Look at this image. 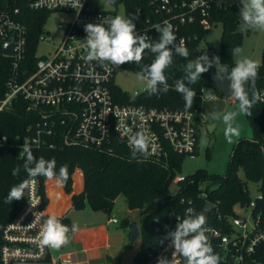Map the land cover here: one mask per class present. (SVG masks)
Here are the masks:
<instances>
[{
	"label": "built area",
	"instance_id": "obj_1",
	"mask_svg": "<svg viewBox=\"0 0 264 264\" xmlns=\"http://www.w3.org/2000/svg\"><path fill=\"white\" fill-rule=\"evenodd\" d=\"M20 1L31 10L48 12L49 15L59 12L64 17L57 23L61 39L52 55H37L40 42L51 40L45 30L49 16L38 37L36 51L29 54L28 29L20 18L21 6L18 1L0 0V56L11 57L5 95L0 99V112L10 108L14 100L23 98L34 108H39L42 115L40 121L30 125L27 133L22 138L19 137V155L25 140L31 145L33 153L41 148H54L60 140L68 145L108 146L110 149L118 141L132 152L125 128L144 131L150 138L148 154H137L139 156L162 160L168 158L171 151L192 158L197 155L204 122L201 110L148 107L133 102L143 91L130 93V101L123 102L115 92V87L119 86L115 75L118 69L126 68L111 64L102 66L98 61L85 63L82 59L87 52L84 43L87 35L85 25L102 23L104 17L114 18L117 15L131 18L123 6L103 7V2L108 0ZM212 1L150 0L156 16L153 20L143 16L135 18L133 23L136 25V32L153 41L156 34L154 26H163L165 22L172 25L174 32L198 20L204 28H209L211 24L207 16L210 14ZM120 7L123 8L122 12L119 11ZM181 39L186 44L192 39V35L183 34L178 41ZM12 40L13 54H6V44ZM145 54L149 56L151 52L146 50L143 57H146ZM202 98H206L203 93ZM6 140V136L0 137V144H4ZM185 177L177 175L173 181L177 184ZM200 184L201 189L206 188L205 182ZM257 185L260 186V183ZM206 194L205 191L202 192L203 196ZM24 196L20 210L3 228L0 264L35 260L44 261L45 264H77L70 256L51 258L49 247L40 244L41 229L49 217L44 204L41 179L36 177L31 180ZM261 197L260 190L256 199L249 201L251 213L248 217L235 211L237 205L245 206L248 203H236L233 212L226 215L215 202H211L212 208L207 213L205 207L210 201L204 203L202 213L206 216V235L214 253L220 257V264H264V214L256 210L257 200ZM188 203V207L194 208L192 199ZM183 216L180 212L171 211L161 227L163 235L175 230L178 222L176 217ZM113 221L117 222L118 218H113ZM161 240L157 251L149 253L146 264H157L158 258L162 256L171 260L172 264H185L184 258L170 246V241L164 240L161 244Z\"/></svg>",
	"mask_w": 264,
	"mask_h": 264
},
{
	"label": "trees",
	"instance_id": "obj_2",
	"mask_svg": "<svg viewBox=\"0 0 264 264\" xmlns=\"http://www.w3.org/2000/svg\"><path fill=\"white\" fill-rule=\"evenodd\" d=\"M13 1H18L21 6L20 18L26 23L28 29V53L33 54L49 13L26 8L23 1ZM108 2L114 6H123L130 17L138 19L143 16L153 20L156 16L153 13L150 0H108ZM241 6L240 1L232 4L224 1L219 2V0L212 1L210 14L207 18L211 25L216 21H221L225 29L221 37L222 47L219 51L209 44L205 47L201 46L210 27L204 28L199 20L174 32L177 42H179V36L183 34L192 35V39L186 43L190 53L188 59H195L202 54H207L210 59L218 56L220 63L227 65L229 70L235 66L232 49L240 43L244 35L240 27L242 23L239 14ZM158 39L159 33L156 31L153 41ZM154 59L155 54L151 53L149 56L143 57L139 65L127 63L122 66L137 73L142 66L151 64ZM186 63L187 60L174 54L172 65L165 71L170 86L169 91L161 92L158 95H149L147 91H143L133 99V102L148 107L186 110L182 95L174 90L175 81L184 75L183 66ZM258 66L255 83L256 89L262 95L264 92V53L263 60ZM10 68L11 57L0 56V99L5 95ZM215 73L216 69L213 67L203 73L196 84L189 85L196 92L191 109L201 110L202 93L205 89L224 96L212 81V75ZM249 87L246 85V88ZM115 92L121 101H130V92L124 91L119 86L115 87ZM236 102L238 103L237 100ZM40 111L27 100L18 98L14 100L10 108L0 112V137H7L5 143L0 144V242L4 226L20 210L25 197L12 202L5 201L10 188L28 178L22 167L24 161L19 157L17 147L20 142L19 137L22 138L27 133V128L30 125H35L42 119ZM251 112L252 115L247 117L254 129V136L251 138L241 137L234 144L228 172L226 174H210L206 170H198L194 174L186 175L184 180L178 181V191L175 194L171 192V183L178 175L177 172L182 167V160L185 156L172 151L168 158L162 160L139 155L133 159L132 152L118 141L114 142L110 149L108 146L68 145L60 140L54 148H41L36 150L33 155L37 158H54L57 174L62 165H67L68 179L62 184L66 193H72L75 170L77 168L83 170L84 189L78 194H72L75 208H83L88 203L94 210H104L110 213L114 207L115 199L119 195H124L128 199L131 211L153 204L155 208L146 214L140 224L142 243L134 257L135 264H146L149 260V253L157 251L159 240L165 236L161 227L169 218L168 214L173 210L184 214L189 205V199H192V205L199 213L203 212L204 203L208 200L218 203L223 214H230L236 203L246 204L250 201L247 184L251 181L260 183L262 197L257 200L256 210L264 214V150H262L264 148V102L256 103ZM17 166H21L20 174L13 176L12 170ZM241 170L245 179L239 174ZM38 178L41 179L47 212L48 197L45 191L47 179L43 176H38ZM200 182L206 183L205 189L200 188ZM203 191L207 193L206 196L202 195ZM54 194L58 198H66L59 191ZM57 217L61 223L71 228L72 224L67 215ZM123 222L127 226L130 221L128 218H124Z\"/></svg>",
	"mask_w": 264,
	"mask_h": 264
},
{
	"label": "clouds",
	"instance_id": "obj_3",
	"mask_svg": "<svg viewBox=\"0 0 264 264\" xmlns=\"http://www.w3.org/2000/svg\"><path fill=\"white\" fill-rule=\"evenodd\" d=\"M241 5L239 13L242 21L241 29L264 31V0H241ZM135 18L117 15L114 18L104 17L102 23L85 25L84 31L87 35L84 43L87 52L82 57L85 63L98 61L102 66L111 64L117 67L127 63L139 65L146 50L150 51L155 54V59L151 64L142 66L136 76L145 83V91L149 95H158L169 91L170 86L165 71L172 65L174 54L178 55L187 60V63L183 66V77L175 81L174 90L182 95L186 110L192 108L196 96L195 90L189 85L196 84L203 73L215 67L217 79L223 82L227 78L230 81L231 96L238 101L236 110L226 112L222 116L227 143L238 142L241 127L236 124V117L238 115L250 117L253 106L258 102H264V95L256 89L255 83L258 64L244 57L237 60L235 66L229 70L227 65L220 63L218 56L210 59L207 54H202L195 59H188L189 50L183 39L177 42L171 24L165 22L163 26L155 25L154 29L159 33V39L151 41L146 35L137 34L136 25L133 23ZM241 52L240 47L232 49L234 56H239ZM246 85L250 87L246 88ZM211 118L216 120L221 117L218 113H212ZM124 132L128 136L132 158L135 159L137 154L146 156L150 138L145 132L133 131L131 128H125ZM19 157L24 161L22 167L29 179L13 185L5 198L6 202L23 198L31 180L38 176H43L49 181L55 180L58 185H62L68 179L67 165H62L57 174L56 160L34 156L27 140L22 145ZM20 171L21 166H17L13 168L12 175L17 176ZM176 219L178 222L175 230L168 231L160 243L163 244L164 240L170 241V246L175 253L184 258L185 264H220V257L214 253L206 235V216L198 213L193 207H188L183 218L176 217ZM78 230V225L73 224L69 228L61 223L56 215H50L43 223L40 244L58 250L70 242L69 232L75 233ZM157 264H172V261L162 256L158 258Z\"/></svg>",
	"mask_w": 264,
	"mask_h": 264
},
{
	"label": "rangeland",
	"instance_id": "obj_4",
	"mask_svg": "<svg viewBox=\"0 0 264 264\" xmlns=\"http://www.w3.org/2000/svg\"><path fill=\"white\" fill-rule=\"evenodd\" d=\"M228 2L230 4L241 0H219V2ZM103 7L112 8L113 6L108 2H103ZM122 7L119 11L122 12ZM64 17L62 13L52 12L49 15L48 21L45 25L48 36L51 40H43L40 42L37 48V55L48 57L52 55L54 47L60 42L61 31L57 27V23ZM223 23L221 21L214 22L208 30L205 38L201 42V46L205 47L214 46L219 51L221 46V37L223 34ZM243 37L240 43L236 47H240L242 52L239 56L233 55V60L236 63L237 60L247 57L257 64H260L263 60L264 53V31L247 30L243 31ZM116 83L124 90L134 94L135 92H142L145 90V83L137 79L136 72L128 69H118L115 75ZM204 98L201 106V114L204 117V122L201 126V133L199 138V148L195 157L185 156L182 160L181 168L178 170V175H191L198 170H206L210 174H226L229 170V164L231 159V153L234 144H228L225 136V124L223 123L222 116L224 113L237 109L238 103L234 98H225L218 95L216 92H210L208 90L203 91ZM214 95L215 97H209ZM212 113L220 114V119H212ZM208 123H214L215 127L212 131L207 128ZM236 124L241 127V137L251 138L254 136V129L248 121V117L244 115H238L236 117ZM236 139V138H234ZM239 140V139H238ZM240 176L245 179L244 173L241 170ZM249 200H254L259 195V185L255 182H248ZM178 186L173 181L171 183V192L177 193ZM127 198L121 195L117 205L115 206V212L119 218H128L129 221L136 220L141 223L155 206L147 205L140 209L139 212H126L128 206ZM235 211L245 217H248L251 213V207L248 204L245 206L237 205ZM25 263V262H20Z\"/></svg>",
	"mask_w": 264,
	"mask_h": 264
},
{
	"label": "crops",
	"instance_id": "obj_5",
	"mask_svg": "<svg viewBox=\"0 0 264 264\" xmlns=\"http://www.w3.org/2000/svg\"><path fill=\"white\" fill-rule=\"evenodd\" d=\"M234 100L236 101L235 98ZM214 127V123L207 124L209 131H212ZM84 185V172L80 168L73 173L72 193H66L63 185H58L55 180L45 181L49 215L59 217L67 215L70 223L78 225L79 228L75 233L69 232L70 242L67 245L58 250L49 248L50 257L70 256L77 264H135L134 257L141 247L142 239L140 236L132 240L131 223L137 224L139 229L141 223L136 218L126 226L123 219L118 217L115 206L121 195L115 199L110 213L104 210H94L88 203L83 208H75L72 194L83 191ZM58 191L66 198L56 197L54 193ZM139 210L134 211L139 212ZM134 211H131L129 206L126 207V212ZM113 218H118V221L114 222ZM21 264H45V262L35 260Z\"/></svg>",
	"mask_w": 264,
	"mask_h": 264
},
{
	"label": "water",
	"instance_id": "obj_6",
	"mask_svg": "<svg viewBox=\"0 0 264 264\" xmlns=\"http://www.w3.org/2000/svg\"><path fill=\"white\" fill-rule=\"evenodd\" d=\"M13 41H10L6 44L4 52L6 54H13V49H12V44ZM145 56H148V54H145ZM212 81L216 85V87L223 93L225 98L231 97V92H230V81L225 78L223 82L217 79L216 73L212 75ZM122 142V141H121ZM212 208V203L208 202L205 207V211L208 213ZM131 228H132V240H136L137 238L140 237V229L139 226L135 223H131Z\"/></svg>",
	"mask_w": 264,
	"mask_h": 264
}]
</instances>
